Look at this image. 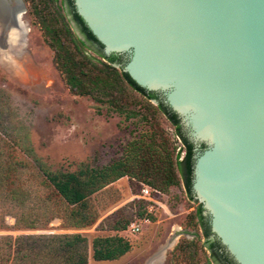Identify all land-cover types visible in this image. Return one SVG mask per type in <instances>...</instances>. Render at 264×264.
I'll return each mask as SVG.
<instances>
[{
  "label": "water",
  "instance_id": "95a60500",
  "mask_svg": "<svg viewBox=\"0 0 264 264\" xmlns=\"http://www.w3.org/2000/svg\"><path fill=\"white\" fill-rule=\"evenodd\" d=\"M73 5L103 53L124 59L113 66L178 115L213 236L236 264H264V0Z\"/></svg>",
  "mask_w": 264,
  "mask_h": 264
},
{
  "label": "trees",
  "instance_id": "16d2710c",
  "mask_svg": "<svg viewBox=\"0 0 264 264\" xmlns=\"http://www.w3.org/2000/svg\"><path fill=\"white\" fill-rule=\"evenodd\" d=\"M24 1L31 3L53 50V63L68 90L74 95L90 96L99 103H107L127 118L140 116L145 119L152 134L160 138L165 153L151 143L134 139L126 147L122 160L101 167L82 163L75 170H52L34 157V190L24 183L28 165L21 164L16 169L11 165H0V201L14 209L9 215L14 219L15 228L46 229L54 219H61L65 228H87L98 219V211L90 203L91 196L124 176L137 180L139 189L143 183L162 194L167 193L170 186L182 184L188 199L193 200V145L178 115L156 92L147 91L127 72L113 66L112 63H123L124 59L116 53H103L102 44L77 14L73 0ZM50 7H53L52 11ZM71 21L79 33L73 29ZM152 99L158 103L154 104ZM159 115L173 126L181 143L180 149L184 151L181 159L178 152L174 154L176 147L161 127ZM12 171L14 173L10 174ZM11 175L16 179L9 183ZM146 204L145 200H133L127 208L134 217L154 220ZM130 220L113 219L107 229L114 233L97 235L90 245L88 238L79 232L0 235V264H89L90 258L94 264H108L102 262L116 260L131 249L129 240L118 234L127 228ZM191 221L201 230L205 238L203 245L211 252V258H215L218 241L208 240L209 223L200 204L192 213ZM1 224L2 228L4 225ZM177 251L189 264H195L192 259L197 251L192 240L177 243L173 253Z\"/></svg>",
  "mask_w": 264,
  "mask_h": 264
},
{
  "label": "rangeland",
  "instance_id": "374dc122",
  "mask_svg": "<svg viewBox=\"0 0 264 264\" xmlns=\"http://www.w3.org/2000/svg\"><path fill=\"white\" fill-rule=\"evenodd\" d=\"M24 2L25 11L22 5L19 8L23 24L14 41L7 38L8 34L3 39L4 21L0 20V165H11L12 169L28 165L24 183L34 190V157L52 170H75L82 163L101 167L122 160L134 139L151 143L164 154L160 138L152 134L145 119L127 118L107 103L68 90L53 63V50L31 3ZM71 25L77 32L72 22ZM159 123L176 147L174 154L178 152L181 159L184 151L173 126L162 115ZM10 177L9 183L16 179L15 175ZM136 181L124 176L92 195L90 203L98 211V219L82 229L65 228L61 219H54L46 229L17 230L9 215L14 209L0 201V226L4 225L0 235L79 232L90 245L93 237L114 233L107 229L113 219L128 218L131 222L118 234L129 240L131 249L116 260L102 263L189 264L178 251L173 253L174 246L186 239L196 244L192 262L213 264L210 251L203 245L201 230L191 221L198 201L188 199L185 188L178 184L170 186L167 193L152 197L154 202L140 196ZM133 200L147 201V211L154 220L134 217L127 208ZM171 238H176L175 242L162 255L159 250ZM89 264H94L91 258Z\"/></svg>",
  "mask_w": 264,
  "mask_h": 264
},
{
  "label": "bare ground",
  "instance_id": "6f19581e",
  "mask_svg": "<svg viewBox=\"0 0 264 264\" xmlns=\"http://www.w3.org/2000/svg\"><path fill=\"white\" fill-rule=\"evenodd\" d=\"M17 2L20 5H22V3L20 2V0H17ZM20 11L21 10H19V6L13 8V9L7 10L4 7L3 1L0 0V20L1 21H4L6 19V17H7V19L3 23V26L1 27L2 28L1 29V33H2V30H3L4 26H7L8 24H10L8 26V28H7V34H8V37L7 38L8 39H11L13 41L16 39L18 29L23 24L22 21H21V19H20L21 18V14L19 15ZM6 36L7 35H4V37H6ZM4 37H3V39H4ZM171 239L172 240H169L166 243V245H164L163 247H161V249L159 250V252L162 253V255H163L164 251L175 242V239L176 238H171Z\"/></svg>",
  "mask_w": 264,
  "mask_h": 264
},
{
  "label": "flooded vegetation",
  "instance_id": "af4514ba",
  "mask_svg": "<svg viewBox=\"0 0 264 264\" xmlns=\"http://www.w3.org/2000/svg\"><path fill=\"white\" fill-rule=\"evenodd\" d=\"M2 1L4 3V7L7 10L13 9V8H15L17 6H19V8L21 7V5L17 2V0H2ZM20 2L22 3L24 11H25L26 7H25V4H24L25 3L24 0H20ZM6 19H7V17H6ZM5 20H4V22H5ZM71 22L75 26L74 21H71ZM9 25L10 24H8V26ZM77 32L79 33L78 30H77ZM6 34H7V30L5 31L4 35H6ZM207 221H208V219H207ZM192 235H194V234H192ZM207 237H208V240H210V241H218V244H216V246H215V252H216L217 256L215 258H212V261H213L212 263L213 264H236L234 262V260L232 259V257H230L229 254L226 252L225 248L221 245L219 240H217V238L215 236H213L211 231H210V233L208 234Z\"/></svg>",
  "mask_w": 264,
  "mask_h": 264
},
{
  "label": "built area",
  "instance_id": "2783aa9c",
  "mask_svg": "<svg viewBox=\"0 0 264 264\" xmlns=\"http://www.w3.org/2000/svg\"><path fill=\"white\" fill-rule=\"evenodd\" d=\"M141 195L144 198H149L151 200H153L154 202L156 201L155 199H153L152 197H154L155 195H161L162 193L158 190L152 189L151 187H149L146 184H141Z\"/></svg>",
  "mask_w": 264,
  "mask_h": 264
}]
</instances>
